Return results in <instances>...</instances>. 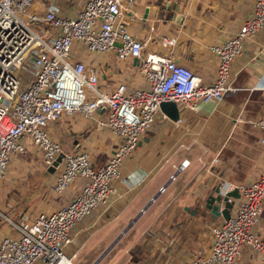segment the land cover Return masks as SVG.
I'll return each instance as SVG.
<instances>
[{"label":"built area","instance_id":"2783aa9c","mask_svg":"<svg viewBox=\"0 0 264 264\" xmlns=\"http://www.w3.org/2000/svg\"><path fill=\"white\" fill-rule=\"evenodd\" d=\"M74 4L64 10V2ZM125 0H0V178H5L12 159L34 147L41 165H54L63 152L51 137L49 125L64 113L108 128L119 137L109 160L95 164L86 151L64 153L55 165L58 175L52 186L57 194L81 180L79 191L60 208L21 215L15 221L0 208V221L9 223L14 234L0 239V264H74L80 246L78 223L100 206L107 208L120 177L125 158L142 134L155 122L163 101L195 108L200 101L222 100L231 88L232 64L242 55L245 41L264 30V0H253L252 12L240 29L212 46L217 56L216 75L211 82L175 59L172 49L177 36L160 39L165 54L144 56L146 42L133 35L125 21ZM78 4V6H77ZM115 51L120 60L138 58L145 87L119 83L103 90L99 73L75 53ZM19 71V73H18ZM178 118L177 122H181ZM264 130V116L252 120ZM264 149V135L260 138ZM217 160V158H215ZM185 159L177 167H186ZM147 172L131 175L140 183ZM175 178V173L171 174ZM241 196L235 199L228 219L211 227L207 252L194 253L189 264H238L246 249L264 259V238L257 226L264 210V163L248 183L233 184ZM226 189H230L226 187ZM165 190L162 185L159 191Z\"/></svg>","mask_w":264,"mask_h":264},{"label":"crops","instance_id":"0c3cea01","mask_svg":"<svg viewBox=\"0 0 264 264\" xmlns=\"http://www.w3.org/2000/svg\"><path fill=\"white\" fill-rule=\"evenodd\" d=\"M64 5V10L74 6L69 1ZM252 9L253 0H125L123 6L131 33L146 42L145 57L168 53L160 39L175 35V59L206 83L213 80L218 66L212 46L235 34ZM74 59H83L95 68L103 90L110 91L119 83L146 86L139 63L134 59L120 60L113 50L83 51L75 53ZM179 109L181 122L162 110L158 112L155 122L125 158L120 177L113 181L110 205L100 206L78 223L73 247L80 246L78 253L87 250L81 264L93 262L131 222L120 241L137 240L145 234L173 239L161 249L165 257L160 264H189L195 252L209 250L211 227L224 218H214L205 208L208 194L219 182L228 188L248 183L264 163L260 143L264 130L251 123L264 116V30L245 41L242 55L232 64L231 88L222 100L200 101L195 108L180 105ZM49 133L61 143L64 153L86 151L97 165L109 160L120 140L110 129L78 112L64 113L49 125ZM29 152L38 155L34 147ZM18 156L22 155L14 156L12 162ZM185 159L189 164L177 169ZM14 165L9 166L6 175L8 186L0 190L6 197L15 183L21 187L19 207L37 206L39 212H52L68 203L80 189L82 181L78 180L57 194L52 186L59 172H49L44 167L32 174L27 172L24 182L28 186L20 185ZM142 172L148 175L140 183L129 181L131 175ZM172 173L174 179L170 177ZM34 181L38 183L36 187ZM162 185L165 190L160 192ZM0 208L5 210L2 205ZM257 232L264 238V210ZM14 233L13 228L0 224V239ZM147 249L153 254L154 249ZM135 259V264H155ZM238 264H264V259L246 249Z\"/></svg>","mask_w":264,"mask_h":264},{"label":"rangeland","instance_id":"374dc122","mask_svg":"<svg viewBox=\"0 0 264 264\" xmlns=\"http://www.w3.org/2000/svg\"><path fill=\"white\" fill-rule=\"evenodd\" d=\"M78 6V4H77ZM19 73V71H18ZM16 160V159H15ZM15 164L16 174H17V183H20V185L28 186L26 182H24V178L26 176V173L29 172L32 174V172H36L40 170V168H43L40 162V156L36 155L32 152H28L22 156H18L16 161L11 162ZM10 165V168L12 167ZM10 168L8 169V172H10ZM7 172V175L9 173ZM6 177L0 178V189L5 188V186H8L5 184ZM37 181H34L35 187L38 185L36 183ZM33 183H31L33 185ZM14 188H12L11 192H8V196L4 197L3 194H5L4 191L1 192L0 190V206L2 205L5 210L10 209L12 212L15 213L13 215L12 212H9V215L12 217L15 221H20L21 217H15L18 215L23 214H29L32 216H35L39 212L37 206L35 207H19L21 198H23V195L21 191L23 190L21 187H18L15 183ZM8 189V187H7ZM7 205V206H6ZM0 224L2 227H8L12 228V226L7 223L6 221H0ZM210 239V237H209ZM121 240V239H120ZM117 241V243L110 249V251L97 263V264H135L136 259L138 258L141 261L144 262H153L155 264H160L162 258L165 257L164 251L161 250L164 246V244L170 245L171 242H173V239L165 238L163 235H153L148 236L145 234V236L139 237L137 240H122ZM113 241V240H112ZM110 244V243H109ZM72 246H69L67 249V253L71 254L75 249ZM147 246L154 249V252L152 254L149 249H147ZM106 248L102 250V252L97 256V258L103 253V251ZM86 249H81L80 252L76 257L72 259L74 264H81L85 261L86 256ZM199 252V251H197ZM196 253V252H195ZM95 258L94 261L97 259ZM93 261V262H94ZM88 263V264H92ZM163 263V262H162Z\"/></svg>","mask_w":264,"mask_h":264},{"label":"water","instance_id":"95a60500","mask_svg":"<svg viewBox=\"0 0 264 264\" xmlns=\"http://www.w3.org/2000/svg\"><path fill=\"white\" fill-rule=\"evenodd\" d=\"M135 62L138 64V58H134ZM161 110L165 112L170 118L178 119L180 117V109L178 104L173 101H163L161 103ZM64 153H60L57 156V159L54 161V165H51L47 168L49 172H55L56 167L59 162L62 161ZM241 196L240 191L237 186L226 189V186L223 182H219L212 188L211 193L208 194L205 200V208L209 209L212 213L213 217L222 216L224 219H228L231 214V208L235 202V199ZM133 223L131 222L121 233L117 236L115 240L111 242V244L103 251V253L98 257V259L92 264H97L109 251L110 249L117 243V241L122 237V235L131 227Z\"/></svg>","mask_w":264,"mask_h":264}]
</instances>
